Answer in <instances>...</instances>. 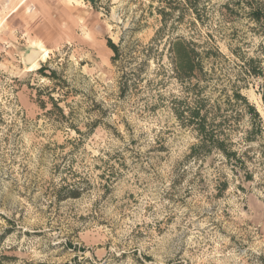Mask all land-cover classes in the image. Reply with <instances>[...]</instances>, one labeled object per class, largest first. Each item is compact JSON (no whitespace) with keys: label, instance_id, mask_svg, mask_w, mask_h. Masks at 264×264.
<instances>
[{"label":"rangeland","instance_id":"1","mask_svg":"<svg viewBox=\"0 0 264 264\" xmlns=\"http://www.w3.org/2000/svg\"><path fill=\"white\" fill-rule=\"evenodd\" d=\"M26 2L0 0V264H264V152L246 170L188 159L196 135L170 105L186 89L171 42L211 33L223 57L205 58L203 94L224 103L239 83L264 121L263 81L244 80V62L264 66L248 10L223 18L212 0L204 26L165 23L160 0H67L46 22ZM33 44L43 73L27 71Z\"/></svg>","mask_w":264,"mask_h":264},{"label":"trees","instance_id":"2","mask_svg":"<svg viewBox=\"0 0 264 264\" xmlns=\"http://www.w3.org/2000/svg\"><path fill=\"white\" fill-rule=\"evenodd\" d=\"M165 4L159 10V14L168 21V16L175 12H182V17L186 13L199 22L201 25L211 24L214 19L212 11L214 6L212 0H182L176 1L172 6L170 1L160 0ZM182 7V9H180ZM222 17L239 19L244 16V10H248L246 15L250 21L259 26V33L264 38V1L262 0H221L218 5ZM167 10H169L167 12ZM207 25V26H208ZM208 40L204 43L197 41H187L179 37L172 41L169 49V59L172 75L177 81L185 86V94L181 97L175 96L170 103L171 109L179 124L186 129H191L197 139V143L191 147L188 159L197 160L205 156L219 153L225 160L233 166L247 169L246 160L257 161L264 152V121L257 108L249 102L242 94V87L239 83H234L231 87V94H224L225 101L221 103L219 99L212 100L203 94L206 87L201 75L205 70L204 60L209 55L222 56L216 40L211 33L207 34ZM116 53L114 60H118L119 50L115 45H111ZM223 57V56H222ZM244 80L248 78H258L263 81L262 99L264 101V66L258 59H249L244 62ZM41 68L38 72L43 73ZM56 76L55 72L52 73ZM241 80L238 79V82ZM243 133L239 141H234V137ZM254 144H257L255 149ZM239 147V148H237ZM244 149V151H243ZM244 154V160L242 155ZM261 163L264 161H260ZM260 163V164H261ZM248 178H250L248 176Z\"/></svg>","mask_w":264,"mask_h":264},{"label":"crops","instance_id":"3","mask_svg":"<svg viewBox=\"0 0 264 264\" xmlns=\"http://www.w3.org/2000/svg\"><path fill=\"white\" fill-rule=\"evenodd\" d=\"M66 2H67V0H27V2L25 4H23L21 7L27 6V4L29 3L30 6H28V8H27L28 9V12L30 14H34L35 12L41 13L42 18L44 19V21L47 22L50 18H56L57 15H54L53 13H58V12L62 13L63 11H65V9H66V5H65ZM20 3L17 5V7H19ZM17 7H15V8H17ZM21 7L17 11H19L21 9ZM14 9H12V11ZM10 14L7 15L6 21L11 16L14 15L13 14V15H11L8 18V16ZM35 43H41L42 44V42H35Z\"/></svg>","mask_w":264,"mask_h":264},{"label":"bare ground","instance_id":"4","mask_svg":"<svg viewBox=\"0 0 264 264\" xmlns=\"http://www.w3.org/2000/svg\"><path fill=\"white\" fill-rule=\"evenodd\" d=\"M33 47H35L40 53V57L37 61L33 62L31 65L27 67L28 72H35L40 69V62H47V60L50 57V51L46 49L43 45L41 44H33ZM42 66V65H41Z\"/></svg>","mask_w":264,"mask_h":264},{"label":"water","instance_id":"5","mask_svg":"<svg viewBox=\"0 0 264 264\" xmlns=\"http://www.w3.org/2000/svg\"><path fill=\"white\" fill-rule=\"evenodd\" d=\"M33 53H34V50L32 51V53H31L30 55H32ZM30 55H29L28 58H27L28 63H31V61H30V59H29Z\"/></svg>","mask_w":264,"mask_h":264}]
</instances>
